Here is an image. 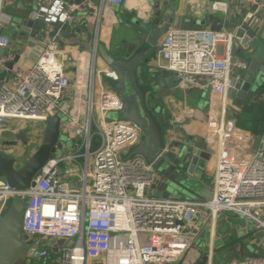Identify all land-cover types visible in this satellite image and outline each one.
Instances as JSON below:
<instances>
[{"label": "built area", "instance_id": "built-area-1", "mask_svg": "<svg viewBox=\"0 0 264 264\" xmlns=\"http://www.w3.org/2000/svg\"><path fill=\"white\" fill-rule=\"evenodd\" d=\"M258 10L264 0H244ZM125 0H37L32 19L43 23L44 46L37 60L26 69L14 66L9 81L0 88V125L8 131L14 125H46L49 118L62 119V134L74 133L76 144L69 155L52 157L26 190L13 188L0 178V221L15 199L26 202L23 233L36 244L29 247L32 264H175L198 257L194 248L200 222L216 223L221 214H236L251 219L264 228V135H252L238 127L228 115L229 84L248 63L235 56L236 31L226 28L213 32L200 26L196 29H170L162 39L154 61L158 69L181 78L184 88H191L198 79H210L208 131L218 137L219 167L212 201L170 200L151 192L158 184L153 166L141 157L120 160V154L136 146L142 129L135 123L109 120L110 113H123L125 103L116 90L102 85L96 77L104 74L118 81L117 73L97 66L98 38L91 53L80 52L75 58V91L69 61L59 48V32L70 36L78 32L80 13L97 20V33L102 24L105 6H121ZM214 9L228 15L232 2L219 0ZM14 0H0V67L14 62L13 53H5L11 40L3 34L13 22L9 10ZM253 15L249 14L248 18ZM55 27L59 32L52 36ZM80 36L83 33L78 32ZM97 35V34H96ZM237 70V71H236ZM90 76L87 85L82 75ZM88 94L82 101L81 95ZM70 99L75 108L69 110ZM82 102L86 111L79 109ZM21 130H25V126ZM250 136L258 144L248 154ZM97 142L95 143V139ZM42 143V141H41ZM66 148V146H65ZM21 152L14 153L16 167ZM75 164L81 172L60 166ZM182 223V224H181ZM46 241L37 251L40 241ZM59 246L60 257L54 258L52 247ZM243 264H264L263 257H250Z\"/></svg>", "mask_w": 264, "mask_h": 264}, {"label": "crops", "instance_id": "crops-1", "mask_svg": "<svg viewBox=\"0 0 264 264\" xmlns=\"http://www.w3.org/2000/svg\"><path fill=\"white\" fill-rule=\"evenodd\" d=\"M37 0H14V6L9 10L13 17V22L3 31L11 40V47L5 53H13L19 57V62L15 65L18 69H26L34 64L37 60V53L39 50L45 48L44 46V26L40 21L32 19V12L34 11V4ZM77 1L78 0H74ZM157 0H125L121 6H105L102 24L97 33V20L90 18L87 15L80 13V24L78 32L83 33L82 36H70L76 42H69L67 40L64 52L69 56V61L66 65L70 68V79L72 88L70 89V96L75 98L80 97L75 91L76 74L75 70L78 66L76 57L80 52L91 53L94 47V40L98 38L99 45H103L110 52L116 53L121 50L123 46L131 43H136L139 40L137 31L133 30L131 26L139 28L151 20L155 11V2ZM162 2V9L166 11L170 6L176 9V14L183 16V29H196L202 26L206 29H211L209 22L210 4L211 2H219V0H175L174 3ZM233 4L228 15L222 14L217 9L215 10V17L220 21L219 28H226L230 31H236L239 28L251 30L259 39L260 45L264 46V7L260 10L252 9L244 0H229ZM99 4V0H94ZM253 15L248 18V15ZM144 16V19L142 18ZM25 18H30L34 21L32 28L27 29L17 26V21ZM22 22H20L21 24ZM13 27V29H11ZM13 30V31H12ZM97 34V35H96ZM91 36V38H89ZM59 43L61 38H59ZM117 45L118 50L114 51L113 47ZM241 42H235V56L238 61H249V55H252L253 50L249 49L245 53L240 54ZM157 50V49H156ZM155 50V51H156ZM63 51V50H62ZM155 51L153 53H155ZM4 53V52H3ZM3 53L0 52V57ZM157 53V52H156ZM154 56V54L152 55ZM155 58V56H154ZM16 59V58H15ZM152 59V58H151ZM15 61V60H14ZM145 65V64H144ZM143 65V66H144ZM153 70L150 71L149 76L143 83L142 88L144 93L150 91V86L155 73H163L158 69L154 59L152 62ZM97 66L102 73L109 68L104 62L98 52ZM6 67H0V72L4 71ZM144 71H148L147 69ZM142 70V73L144 72ZM237 71V70H236ZM172 74V73H171ZM174 75V74H172ZM82 82L88 84L90 76L87 72L82 75ZM98 89L102 85L112 87L110 83H105L104 74H99L96 77ZM149 86V87H148ZM264 86V79L261 83L256 84V97L251 105L245 104L243 108H238L232 101L228 102L229 118L238 122V117H241L249 127H252L253 122L250 118L253 113L251 106L254 104L259 95V90ZM148 87V88H147ZM148 90V91H147ZM212 91L210 79H198L191 88L182 87L181 83L162 91L159 94L149 95L154 100V104H150V108L159 113V119L168 130L170 139L180 141L183 137H202L205 142L209 144L208 152H203L205 161H208V166L202 175L197 174V182L201 185V190H214L216 176L219 167V140L218 137L210 135L208 131V110L209 97ZM82 101L88 100V94L81 95ZM152 99V100H153ZM264 100V94L260 96ZM151 100V103H152ZM82 102L79 109L87 112L85 103ZM68 109L71 111L75 108L74 103L67 99L65 101ZM239 128L246 130L252 135H264V132L253 131L246 127ZM256 127V126H255ZM5 132V131H2ZM0 132V133H2ZM251 141L247 144L248 154L256 148L258 140L256 136H250ZM10 155V154H9ZM206 159V157H208ZM199 170V169H198ZM236 214H224L220 216L216 223L207 221L200 222L199 226H195V231L198 234L195 241L194 248L198 251V257L191 260H184L175 264H197L203 255L209 257L207 264H243L247 258L263 257L264 256V228H259L255 221L250 219L240 218ZM203 231H207L208 237L203 238ZM89 264H101L98 261H91Z\"/></svg>", "mask_w": 264, "mask_h": 264}, {"label": "water", "instance_id": "water-1", "mask_svg": "<svg viewBox=\"0 0 264 264\" xmlns=\"http://www.w3.org/2000/svg\"><path fill=\"white\" fill-rule=\"evenodd\" d=\"M165 1L175 2V0ZM214 6V2H211L209 22L211 30L216 32L220 21L215 17ZM182 23L183 16L177 15L173 6L164 11L162 2L157 0L151 20L139 28L131 26L139 35L136 43L125 45L116 53L99 45L98 52L108 67L118 75V84L114 89L125 103L121 119L137 124L143 132L141 141L127 152L121 153L120 160L127 162L141 157L152 165L159 177L158 184L154 187V191L157 190L161 194L158 198L176 200L178 195L187 193L195 197L193 200L212 201L214 191H202L201 185L197 182L198 169L200 170L201 162L205 161L203 152H208L209 144L202 137L186 136L180 141L171 140L168 130L159 119L158 111L147 107L149 93L155 94L157 90L166 91L181 83V78L170 72L155 73L148 93H144L138 81L142 66L152 61L153 52L159 47L165 35L170 29H180ZM16 24L27 29L26 27L32 28L34 21L25 18L18 20ZM58 32V27H55L52 36L56 37ZM59 37L60 50L65 49L67 40L71 43L76 42L74 38L70 39V35L65 31H60ZM236 37L241 42L240 54L249 49L253 50L252 55H249L248 69L238 71L239 77H232L229 84V100L238 108H243L245 104L253 103L256 97V84L264 79V46L260 45L253 31L245 28L237 29ZM3 52L1 50V53ZM19 60L20 58L16 57L14 62L7 63L5 70L0 72V88L9 81L11 71ZM44 133L40 147L20 169L16 167V158L13 155L0 153V178L6 179L13 188L29 189L34 186L33 180L41 175L42 169L52 157L61 158L69 155V149L65 148L61 141L62 119L59 116L48 119ZM208 155L211 156V152H208ZM208 158L209 156L206 157ZM26 206V202L21 199L13 200L0 221V264H32L28 258V251L36 242L29 241L28 236L23 233ZM45 244V240L40 241L37 251H41ZM63 244L64 241H59L51 249L56 259L60 257L59 246ZM208 259L207 255H203L197 264H207Z\"/></svg>", "mask_w": 264, "mask_h": 264}, {"label": "rangeland", "instance_id": "rangeland-1", "mask_svg": "<svg viewBox=\"0 0 264 264\" xmlns=\"http://www.w3.org/2000/svg\"><path fill=\"white\" fill-rule=\"evenodd\" d=\"M11 29H13V27H11ZM3 34H5V33H3ZM156 52H157V50L155 51V53H153L154 56H155ZM154 56L151 57L152 61L149 64H145L144 66H142L140 71H142V70L144 71V69L145 70L147 69L150 72V71L153 70V67H152L151 64L153 62ZM139 75H140V73L138 74V76ZM141 77L145 78L143 75H141ZM104 80H105V83H110L113 86V88H116V86L118 84V81H116V82L115 81H111L108 78H106ZM96 81H97V79H96ZM152 83H153V81H152ZM152 83H151V85H152ZM97 88H98V85H97ZM150 90H151V87H150ZM156 93L159 94L160 91L157 90ZM149 95H151V94L149 93ZM152 99L153 98L150 97V100L147 103L148 109L151 107L150 104H152V105L154 104V100L155 99H153V100ZM151 100H152V103H151ZM122 114L123 113H117V112L110 113L109 114V120H111V121H119L122 118ZM21 126L22 125L16 124L12 128H9L8 131L2 132L6 128V125H0V132H2V133H0V141H4V139H13V138H15L16 141H18V144H19V146L16 147V148H0V153H7V154H10V155H13L14 153L21 152V154L19 156L20 160H18V162H20L22 164V166H24L27 163V161L35 154V152L40 147L41 141L43 140V137H44V134H45L44 133L45 125L41 126L39 124H33V125L32 124H28V125H24L25 126V130H21L20 129ZM24 126H22V127H24ZM61 141H63V143H64V145L66 146L67 149H69L72 152L74 151L75 144H76V137H75L74 133H64V134H62ZM96 142H97V138L95 139V143ZM200 165L201 166H200V170H198V174L202 175L203 171H205L207 166H208V162L207 161H202ZM69 167L73 168L74 170H76L79 173L81 172L80 168L77 167V165H75V164L62 165V166H60V171L62 173H65L66 170ZM151 193L154 196H156V197H161V194L157 190L156 191H152ZM177 199L187 200V199H195V197L193 195H191V194L185 193V194L178 195ZM222 215H224V214H221V216ZM240 218H242V216ZM243 219H245V218L243 217ZM202 237L203 238L208 237L207 231H203ZM48 264H50V262Z\"/></svg>", "mask_w": 264, "mask_h": 264}, {"label": "trees", "instance_id": "trees-1", "mask_svg": "<svg viewBox=\"0 0 264 264\" xmlns=\"http://www.w3.org/2000/svg\"><path fill=\"white\" fill-rule=\"evenodd\" d=\"M149 74H150L149 71H144L143 73L142 71L140 72V75L138 76V81L141 88H145L143 87V83L145 81V78L149 76ZM141 75H143L145 78H142ZM262 94H264V86L262 87V89L259 90L258 98L251 106V108L253 109V113L250 118V121L253 122L254 125H252V127H249L243 120H241V117H238V122L236 123L238 126L240 127L247 126L253 131L264 132V100L260 99V96Z\"/></svg>", "mask_w": 264, "mask_h": 264}, {"label": "flooded vegetation", "instance_id": "flooded-vegetation-1", "mask_svg": "<svg viewBox=\"0 0 264 264\" xmlns=\"http://www.w3.org/2000/svg\"><path fill=\"white\" fill-rule=\"evenodd\" d=\"M152 95H155V94L152 93ZM18 146H19L18 141H16L15 138L4 139V141H0V148H16Z\"/></svg>", "mask_w": 264, "mask_h": 264}, {"label": "bare ground", "instance_id": "bare-ground-1", "mask_svg": "<svg viewBox=\"0 0 264 264\" xmlns=\"http://www.w3.org/2000/svg\"><path fill=\"white\" fill-rule=\"evenodd\" d=\"M143 19H144V16L142 17ZM119 48H118V46L117 45H115L114 47H113V50L114 51H117Z\"/></svg>", "mask_w": 264, "mask_h": 264}]
</instances>
